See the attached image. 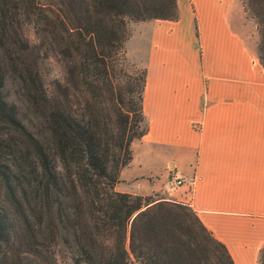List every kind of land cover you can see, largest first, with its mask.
<instances>
[{
	"label": "trees",
	"instance_id": "16d2710c",
	"mask_svg": "<svg viewBox=\"0 0 264 264\" xmlns=\"http://www.w3.org/2000/svg\"><path fill=\"white\" fill-rule=\"evenodd\" d=\"M241 1L264 68V0ZM177 14L176 0H0V264H54L56 246L57 264H234L187 203L114 188L146 130L129 23ZM26 28L57 53L52 86Z\"/></svg>",
	"mask_w": 264,
	"mask_h": 264
},
{
	"label": "crops",
	"instance_id": "0c3cea01",
	"mask_svg": "<svg viewBox=\"0 0 264 264\" xmlns=\"http://www.w3.org/2000/svg\"><path fill=\"white\" fill-rule=\"evenodd\" d=\"M176 3V18L137 21L125 41L145 69L146 130L131 141L161 158V168L144 170L140 162L135 168L131 148L114 188L146 194L161 187L154 179L173 173L182 180L176 199L189 189V205L233 263L258 264L264 245V68L238 28L237 0Z\"/></svg>",
	"mask_w": 264,
	"mask_h": 264
},
{
	"label": "rangeland",
	"instance_id": "374dc122",
	"mask_svg": "<svg viewBox=\"0 0 264 264\" xmlns=\"http://www.w3.org/2000/svg\"><path fill=\"white\" fill-rule=\"evenodd\" d=\"M237 1L241 9V15H239L238 17V28L243 34V37L245 41L247 42V44L252 46L254 50L256 51V42L258 40V32L256 29L255 20L253 19V17L245 13V11L243 10L242 1L241 0H237ZM134 23H135L134 21L129 23L130 34H131ZM25 34L29 40V43L32 44V47H33L32 50L33 51L38 50L40 55L41 54L45 55L43 58L40 59L39 69H40V73H41L44 83L48 86H52L53 81L55 79L57 80V77L60 78L62 76L61 64L59 60H57V53H55V51L50 47L51 44H49L48 40L41 38V37H36L30 28L25 29ZM124 55L126 58L125 60L127 62L126 69L128 71H133L134 74H138L140 69L143 67L142 62L140 59L134 58L129 53H127L125 43H124ZM10 88L11 87H9L8 89L11 90L12 88L11 89ZM131 142L132 143L130 144V147L132 148V154L134 155V167L135 168H138L137 162L142 163L141 167H143L142 169L144 170L148 168L149 166H151V169H154V170H158L159 168H161L160 167L161 158L150 155L151 153H153L152 151L145 152V150L142 148V146L139 143H137V141L133 140ZM167 177H168L167 173H163L160 176V179L158 180L154 179L158 187L160 186L161 187L155 191H151L146 194H150L152 197H159V198H165V199H170V200H175V201H181L189 205V197H188L189 189L185 188L183 199L181 200L176 199L177 198L176 194L178 192L180 193V187H179L180 184L177 185L171 182V178L174 177L173 173H171V176H170L171 178L168 179ZM139 182H141V184L144 185L146 184V179L140 180ZM120 186H123V183H120ZM60 252H61L60 256H64L65 251L62 250ZM54 264H57V246L55 248Z\"/></svg>",
	"mask_w": 264,
	"mask_h": 264
},
{
	"label": "built area",
	"instance_id": "2783aa9c",
	"mask_svg": "<svg viewBox=\"0 0 264 264\" xmlns=\"http://www.w3.org/2000/svg\"><path fill=\"white\" fill-rule=\"evenodd\" d=\"M171 182L178 185V184H181L182 180L180 177H175L171 179Z\"/></svg>",
	"mask_w": 264,
	"mask_h": 264
}]
</instances>
